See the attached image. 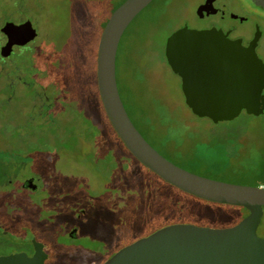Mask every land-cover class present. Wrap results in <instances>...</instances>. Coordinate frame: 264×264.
Masks as SVG:
<instances>
[{
	"label": "rangeland",
	"instance_id": "rangeland-1",
	"mask_svg": "<svg viewBox=\"0 0 264 264\" xmlns=\"http://www.w3.org/2000/svg\"><path fill=\"white\" fill-rule=\"evenodd\" d=\"M125 1L40 0L46 17L38 25L40 51L15 61V76L11 70L4 74L14 86V100L6 105L0 96L2 138L18 135L33 117L37 83L46 86L52 103L64 112L51 115L45 128L48 145L34 147L31 164L25 163L30 158L21 155L24 150L9 151L0 140L1 163L26 165L2 168L15 183L0 189V217L10 214L20 225L30 220L37 233L47 226L49 264H104L119 249L162 227L222 229L246 216L243 208L205 202L163 182L137 162L109 126L91 92L93 57L106 22ZM194 1L154 0L128 25L116 55L121 100L145 140L182 169L220 182L264 187V113L242 112L218 124L195 117L166 63V40L193 16ZM22 82L30 89L22 88ZM1 92L11 95L6 84ZM82 93L89 110H79ZM18 115L23 118L16 124ZM34 174L43 190L31 194L19 188L18 181ZM73 230L75 240L69 237ZM257 236L264 239V208Z\"/></svg>",
	"mask_w": 264,
	"mask_h": 264
},
{
	"label": "water",
	"instance_id": "water-1",
	"mask_svg": "<svg viewBox=\"0 0 264 264\" xmlns=\"http://www.w3.org/2000/svg\"><path fill=\"white\" fill-rule=\"evenodd\" d=\"M152 1L126 0L100 34L95 76L107 120L137 162L163 182L205 202L243 208L247 215L222 229L191 224L162 227L121 248L104 264H264V239L257 236L264 187L220 182L182 169L145 140L125 110L116 80L117 49L128 25ZM251 1L264 7V0ZM23 32L22 40L10 41L7 47L24 45L36 36L31 28ZM164 56L180 79L184 103L195 117L218 124L233 121L242 112L254 117L264 113V64L252 45L244 48L221 31L183 27L167 38ZM41 254L39 249L32 258L11 254L0 257V264H42Z\"/></svg>",
	"mask_w": 264,
	"mask_h": 264
},
{
	"label": "flooded vegetation",
	"instance_id": "flooded-vegetation-1",
	"mask_svg": "<svg viewBox=\"0 0 264 264\" xmlns=\"http://www.w3.org/2000/svg\"><path fill=\"white\" fill-rule=\"evenodd\" d=\"M193 9V16L189 20L183 19L182 23L174 31L183 27L195 31H221L228 40L240 41L244 48H249L252 45L258 59L264 64V7L251 0H195ZM45 19L44 8L40 0H0V96L6 105L11 104L14 100V96H12L14 94V86L11 82L4 80V74L11 70L15 76V72L18 71L15 61L21 62L27 54H35L40 51L41 38L38 25ZM23 27H27L28 31L30 28L35 30V38L24 45L13 43L10 47H7L10 41L23 39ZM3 53L7 55L3 56ZM33 83L39 85L38 87L36 86L31 107L34 111L33 117L32 115L28 116L24 128H19V134L13 138H2L3 135L1 133L3 131L0 130V140H5V148L9 151L10 149L13 151L24 150L26 154L21 155L30 158V162H25L28 164L32 162L31 155L35 152V146L44 149L48 145L46 137L50 134L48 133L50 131H46L47 129L45 128L49 127L48 123L51 122V115L59 116L61 114L60 116H62L64 113L61 106L52 103L51 96L47 95V88L44 84ZM5 84L7 90L11 91V95L8 94L6 97L1 92ZM21 84L24 85L22 88L26 89L25 87H27L30 89V87L26 86L28 85L27 83L22 82ZM21 117L23 118V115H18L13 121L17 124V121H21ZM0 123L2 124L1 119ZM28 126L29 128H27ZM152 147L154 148V146ZM154 149L167 160L177 165L156 148ZM39 152L42 151L39 150ZM9 158H13V156ZM19 164L25 165L24 162L18 161H7L4 164L0 162V189L8 188L15 183V178L8 177L6 175L7 172L3 171L2 168H15ZM18 183L19 188L31 194H38L43 190L41 178L36 174L24 177ZM11 216L8 214L0 217V257L11 254H25L28 258H32L36 250L39 249V252L42 253V264H49L47 249L49 233L47 226L42 231L38 229L39 232L37 233L30 220L27 224H15ZM75 232L76 230H73L70 233L69 237L71 240L76 239ZM5 244L7 245L6 248L4 247Z\"/></svg>",
	"mask_w": 264,
	"mask_h": 264
},
{
	"label": "trees",
	"instance_id": "trees-1",
	"mask_svg": "<svg viewBox=\"0 0 264 264\" xmlns=\"http://www.w3.org/2000/svg\"><path fill=\"white\" fill-rule=\"evenodd\" d=\"M97 42H98V40H97ZM95 63H96V53L94 54V57H93V72H94V82H93V84H92V90H91V92H92V95L94 96V98L98 101V103H99V105H100V107H101V109H102V112H103V114H104V116L106 117V115H105V112H104V110H103V107H102V104H101V101H100V97H99V93H98V90H97V85H96V76H95ZM85 94L84 93H82V95L80 96V97H77V101L78 102H80L83 106H82V108H80V109H86L87 110V108L89 107V106H87V104H86V102H85ZM72 102V101H71ZM88 110H89V108H88ZM129 116V115H128ZM106 119H107V117H106ZM108 121V120H107ZM108 124H109V122H108ZM109 126H110V124H109ZM111 127V126H110ZM112 129V128H111ZM192 165H194V164H192ZM203 165H204V163H203ZM246 215H247V211H246Z\"/></svg>",
	"mask_w": 264,
	"mask_h": 264
}]
</instances>
